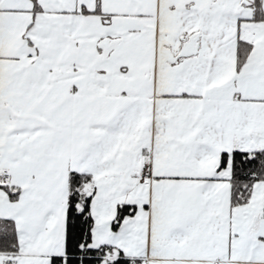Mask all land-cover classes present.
I'll return each instance as SVG.
<instances>
[{
    "label": "snow or ice",
    "instance_id": "obj_1",
    "mask_svg": "<svg viewBox=\"0 0 264 264\" xmlns=\"http://www.w3.org/2000/svg\"><path fill=\"white\" fill-rule=\"evenodd\" d=\"M0 264H264V0H0Z\"/></svg>",
    "mask_w": 264,
    "mask_h": 264
}]
</instances>
